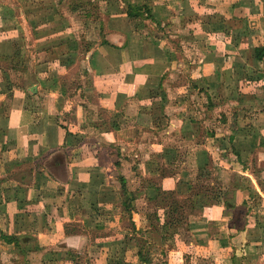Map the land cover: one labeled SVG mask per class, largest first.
Returning <instances> with one entry per match:
<instances>
[{"label": "crops", "instance_id": "crops-1", "mask_svg": "<svg viewBox=\"0 0 264 264\" xmlns=\"http://www.w3.org/2000/svg\"><path fill=\"white\" fill-rule=\"evenodd\" d=\"M184 72L228 108L190 137L224 195L198 192L191 242L208 264H264V0H0V264H147L107 249L109 227L125 197L188 188L153 155L195 132Z\"/></svg>", "mask_w": 264, "mask_h": 264}, {"label": "rangeland", "instance_id": "rangeland-1", "mask_svg": "<svg viewBox=\"0 0 264 264\" xmlns=\"http://www.w3.org/2000/svg\"><path fill=\"white\" fill-rule=\"evenodd\" d=\"M141 22L143 23V20ZM167 24L168 22H164L160 25V31L163 33L160 36L161 45L164 43L167 46L175 48L178 45V42H175L177 38L169 36L167 32H164L165 29L163 30L164 27L170 28L167 27ZM150 26L149 23L145 24L144 27L141 26L142 31L145 27L148 31ZM156 26L154 25V28ZM177 49H179L178 53H181L182 50L179 47ZM171 53H173L175 58L177 57L174 52ZM181 55H184V52ZM174 80L179 85H184V88H182L186 93L183 100L185 106H187L185 114L187 117H191L190 115H192L195 121V132L191 129L193 133L189 134V130L187 133L188 139L184 138L185 142L183 144L180 137H178L180 138L179 141L171 139L169 146L164 150V155L155 150L153 151V155L157 159L154 160L157 164L160 162L159 159L163 160L161 166L164 172L162 174L176 173L175 175L179 178V181L181 180L183 183H186L188 188L186 190L181 189V191H177L176 189L158 190L153 193L151 192L153 196H144L145 198H142V195L141 198L134 196L125 197L124 201L127 202L128 200L132 206L129 209L121 207L120 210L114 212L119 218L118 227H108L109 232L114 231L113 239L116 242L107 244V249L112 247V251L119 253L127 250L130 256L131 253H138L140 251V255H138L139 261L137 260L139 263L208 264L209 262L206 257L202 255L208 256L207 252L209 250L199 249L197 244L191 242L192 238L187 231L186 223L190 218L196 217L200 213L198 205L202 202L204 196L197 197L198 192H205V197L207 198L205 203L218 201L219 197L221 199L224 195L222 192H219L221 185L218 179L220 172L218 171L217 164H205L202 168H195L192 154L195 152V148H193L194 145L190 141V137L193 136L194 141H205L206 137L209 139L206 133L208 128L213 129L214 126H222L227 121L225 118L228 108L225 106L226 100L218 98L219 94H217V98L213 96L207 101L202 94L188 88L189 83L200 87L198 92H206V85L200 79H191L184 72L181 78L178 76ZM176 82L174 83L176 84ZM211 91L213 92V90ZM211 104H214V106H210ZM197 109L200 112H197ZM194 133L195 135H193ZM156 150H159V148H156ZM175 159H178V162ZM159 179L158 177L148 178L143 183L142 181H136L135 184L133 181L134 184L132 182L130 184L137 188L135 190H140L144 186L149 190L151 186L158 185ZM137 196H139L138 193ZM134 199L136 202L133 201ZM103 215L112 217L110 211ZM133 217H135V221L132 219ZM220 249L221 254H223L222 247ZM190 255H192V258L189 257Z\"/></svg>", "mask_w": 264, "mask_h": 264}, {"label": "trees", "instance_id": "trees-1", "mask_svg": "<svg viewBox=\"0 0 264 264\" xmlns=\"http://www.w3.org/2000/svg\"><path fill=\"white\" fill-rule=\"evenodd\" d=\"M140 9H142V10L144 9V11L146 12L147 16H150L151 17V15L149 13V10L146 8V6H141ZM129 15H130V13H129Z\"/></svg>", "mask_w": 264, "mask_h": 264}]
</instances>
